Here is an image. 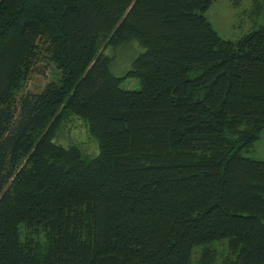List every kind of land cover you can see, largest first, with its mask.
Returning <instances> with one entry per match:
<instances>
[{"label": "trees", "instance_id": "obj_1", "mask_svg": "<svg viewBox=\"0 0 264 264\" xmlns=\"http://www.w3.org/2000/svg\"><path fill=\"white\" fill-rule=\"evenodd\" d=\"M215 1L0 0V264H264V20L225 40Z\"/></svg>", "mask_w": 264, "mask_h": 264}, {"label": "rangeland", "instance_id": "obj_2", "mask_svg": "<svg viewBox=\"0 0 264 264\" xmlns=\"http://www.w3.org/2000/svg\"><path fill=\"white\" fill-rule=\"evenodd\" d=\"M264 4V0H257ZM253 0H216L209 9L204 13L207 21L212 25L215 31L225 40H236L239 37L257 29L263 23V17L256 8ZM136 45H122L116 48L110 47L106 51V55L112 58L111 71L116 76H121L130 68L134 58L142 52V49ZM43 73H32L25 83L24 93H40L45 85L51 80H56L58 71L53 65H44L41 67ZM120 87L124 90L139 91L140 84L135 79H125L121 82ZM73 131L65 135L63 131L59 132L57 138L68 136V140L78 142L81 146L87 149L94 147V153L89 154L94 156L97 154V148L89 137L85 126L78 120L72 121ZM85 150V149H84ZM255 160L264 161V132L258 140L247 152L243 154ZM193 262L196 257L192 258Z\"/></svg>", "mask_w": 264, "mask_h": 264}]
</instances>
